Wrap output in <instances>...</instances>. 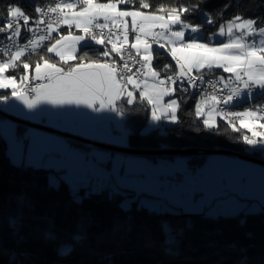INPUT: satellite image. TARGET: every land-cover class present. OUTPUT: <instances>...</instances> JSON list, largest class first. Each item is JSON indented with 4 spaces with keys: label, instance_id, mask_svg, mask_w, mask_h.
<instances>
[{
    "label": "snow or ice",
    "instance_id": "snow-or-ice-1",
    "mask_svg": "<svg viewBox=\"0 0 264 264\" xmlns=\"http://www.w3.org/2000/svg\"><path fill=\"white\" fill-rule=\"evenodd\" d=\"M137 2V10H121L118 7L135 5ZM202 3L203 0L190 4L169 0L168 3L162 2L154 11L146 12L140 9L153 7L150 0H108L107 3L98 0H47L46 3L34 0L33 13L29 14L17 0H9L0 7V34H4L0 36V45H3L0 47V89H11V96L0 94V102L6 103L13 98L30 110L36 109L41 103L75 104L94 112L111 111L123 115L116 102L126 95V103H134L136 98L133 91L128 89L131 85L133 90L139 91L141 102L146 99L151 105L152 121L168 119L176 123L180 103L177 99L165 103L164 97L172 96L177 91L187 92L188 87L197 86V81L204 83L206 76L222 69L230 75L227 78L216 76L215 80L207 81L214 91L201 94L195 105V116L203 118V124L208 129L217 127L216 117L219 116L232 131L246 129L251 133H242L239 137L244 144L264 145V103L253 104L237 112L220 107V104L232 105L234 99L242 96L249 100L264 97V19L245 18L241 13H236L220 22L216 31L207 37V42H202L200 32L204 26L217 25L218 17L223 16V11L215 16L202 11ZM227 7L224 6L225 9ZM190 13L202 15L203 22L194 24L184 18ZM129 17L130 23L126 19ZM62 26L69 29L66 34L60 32ZM73 26L83 35L74 34L71 31ZM22 28L31 34L26 43H18ZM39 32L44 34L37 35ZM54 33L57 35L54 36ZM130 37H133L131 43ZM216 37L227 39H216L213 43ZM5 40L10 45L5 44ZM45 40L50 43L44 45ZM89 40L105 46L99 57L106 59H92L89 52L79 54L78 47L88 48ZM106 44H111V48ZM153 45H158V48ZM44 47L46 54L40 55L39 61L35 63V75L29 77L30 64L22 58ZM160 49H164L175 63L166 62L157 70L153 61L161 57ZM113 53L123 63H118L112 57ZM72 61L78 62L70 63ZM136 64L139 67L133 70ZM18 68L23 69L19 78L14 74L6 75ZM169 70L172 75L161 78V72ZM31 81L41 83L30 87ZM185 81L188 87H184ZM173 84L177 87H171ZM217 84L223 85L220 91L228 90L226 96L216 94ZM232 84L236 86L230 87ZM261 150L264 151V148ZM54 184V181H50V186ZM78 200V194L74 195L73 202ZM26 210H32L31 201L24 197L18 198L16 214L9 217V226L17 236ZM259 212L264 214V205ZM255 213L256 209L249 212ZM234 218H237L241 227H246L247 215L237 213ZM48 225L42 238L47 242H55L59 238L54 232V222L48 221ZM161 232L165 237V251L174 254L172 228L162 225ZM245 236L253 239L254 233L246 232ZM82 240L79 232L70 233L68 240L59 244L58 255H70ZM226 248L239 254L237 264H248L246 247L230 242Z\"/></svg>",
    "mask_w": 264,
    "mask_h": 264
},
{
    "label": "trees",
    "instance_id": "trees-1",
    "mask_svg": "<svg viewBox=\"0 0 264 264\" xmlns=\"http://www.w3.org/2000/svg\"><path fill=\"white\" fill-rule=\"evenodd\" d=\"M8 2L0 0V7ZM17 2L29 14L33 13L34 0ZM162 2L168 3L169 0H150L153 7L140 10L154 11ZM174 2L190 4L197 0ZM225 5H228L226 9ZM120 7L138 9L139 4ZM201 10L214 16L223 11L217 25H205L201 30L202 39L206 40L220 22L236 13L245 18L264 19V0H203ZM184 18L194 24L202 23L204 19L199 13H190ZM89 45L88 48H79V54L89 52L91 58H102L99 53L105 46ZM160 52L161 57L153 61L157 70L166 62L174 64L164 49ZM44 54L45 48L24 59L39 61L40 55ZM221 72L215 70L214 75L218 76ZM0 94H8V91L0 90ZM175 96L180 103L178 122L147 132L141 131L149 119L147 101L141 102L138 96L132 105L122 103L130 147L222 148L264 158L262 150L251 149L250 145L244 144L239 138L242 133L232 131L225 120L218 119L217 127L206 128L203 120L195 116L199 95H185L177 91ZM257 100H264V97L258 96L252 103ZM21 127L18 124V133ZM157 155L160 154H150ZM206 156L203 153L190 154L189 163L192 167L199 166ZM76 194L79 200L74 203L73 196ZM20 197L31 201L32 210L25 211L17 236L9 226V217L15 216ZM122 198V193L107 189L87 191L85 187H80L74 191L64 180L50 186L48 169L12 162L7 153V142L0 137V264H237L239 254L226 248L230 242L247 248L248 264H264V214L259 211L255 214L240 211V214L247 215V225L241 227L235 215L231 214L212 216L194 211L151 210L138 205L136 200L130 207L123 208ZM48 221L54 222V232L59 238L55 242L42 238L43 231L49 227ZM162 225H168L173 230L174 254L165 251ZM74 231L82 235V242L70 255H58L59 244L67 241ZM246 232L254 233V238H246Z\"/></svg>",
    "mask_w": 264,
    "mask_h": 264
},
{
    "label": "crops",
    "instance_id": "crops-1",
    "mask_svg": "<svg viewBox=\"0 0 264 264\" xmlns=\"http://www.w3.org/2000/svg\"><path fill=\"white\" fill-rule=\"evenodd\" d=\"M118 7L121 10L123 9L120 5H118ZM126 19L130 23L131 18L129 17ZM68 30L67 26H62L60 32L66 34ZM71 31H73L74 34L83 35V33L74 26ZM56 35L55 33L54 36ZM131 42H133V37H130L129 43ZM88 43L96 45L94 41L91 40H89ZM106 46L109 45L106 44ZM44 48L46 52V47ZM47 55L52 56L54 54ZM22 59H24V57ZM58 59L57 57L56 60ZM100 59L103 60L106 58L102 57ZM27 61L30 64L28 75L29 77L34 76L35 63L38 60ZM77 62L78 61H72L70 63L74 64ZM173 63L175 62L173 61ZM9 74L17 75V78H19V74H23V69L18 68L15 72L10 70ZM220 75L227 78L230 74L222 71L218 76ZM128 89L133 91V95L136 98L134 100L135 102L139 96L138 90H133L131 85L128 86ZM0 90L8 91L7 95L11 96V89ZM126 99L127 97L125 95L124 98L116 102V106L121 109L123 115L111 111L94 112L92 109L83 105L75 104L52 105L41 103L36 109L30 110L19 100L13 98H10L6 103L0 102V108L15 116L45 126L60 129L82 137L129 147V129L125 122L124 110L121 108L122 103L126 102ZM234 100L232 105L239 106V111H243L245 108L252 105V100L243 96L240 100L239 98ZM201 119L203 120V118ZM218 119H220L219 116L216 117V123ZM165 120L167 121L168 119H163L162 121ZM18 124L22 125L21 129H19V133L17 131ZM0 125L12 131L10 139L13 143V148H10L7 138L3 137L7 142V153L12 162L46 168L49 170V181L52 177L54 182L59 183L61 180H64L74 191L78 190L80 187H85L87 190L92 189V186H96V190L89 191L107 189L110 192L122 193L125 190H130L131 194L135 195V192H137L135 190L140 188L139 193L153 196V202L155 198L158 197H165L167 201L166 195H168V190L171 187L170 182H168L169 178L173 179L177 177V173H196V176L198 173L199 178V176L202 177L204 170L209 169V167L205 168L204 166L205 160L201 165L192 167L188 161H177L174 160L173 157H157L150 156V154L111 150L85 143L57 132L18 123L3 115H0ZM236 127L239 128L238 122L236 123ZM242 130L248 132L246 129ZM250 148L258 149L262 148V146H250ZM232 158L238 157L232 156ZM232 160H235L244 167H249L245 159L244 161L242 159ZM179 169H181L183 173H180L178 171ZM258 172H261V174L264 173L263 171ZM212 173H215L214 170ZM241 184L242 181L238 180L235 189L239 190ZM160 193H163V196H161ZM164 193L166 195H164ZM253 193H258V191L255 189ZM253 193L251 194L254 195Z\"/></svg>",
    "mask_w": 264,
    "mask_h": 264
},
{
    "label": "rangeland",
    "instance_id": "rangeland-1",
    "mask_svg": "<svg viewBox=\"0 0 264 264\" xmlns=\"http://www.w3.org/2000/svg\"><path fill=\"white\" fill-rule=\"evenodd\" d=\"M122 10L137 9L123 8ZM200 36L202 42H207V39H202V32H200ZM216 39L226 41L227 38L216 37L213 40V43H215ZM153 47H158V45H153ZM7 74L9 73H6V75ZM161 78H164V76H161ZM171 87L175 88L174 84L171 85ZM199 96L196 100V103L200 99ZM170 99H177L175 97V93L172 96H165L163 102L166 103ZM149 107V119L142 127V132H147L156 127L163 128L165 124H175L170 120H161L155 122L152 121L151 105H149ZM240 132L251 135V133H248L242 129ZM11 134L12 131H10L9 128L0 125V137L7 138L10 148H13V143L10 139ZM262 148L253 149L261 150ZM262 153L264 156V151ZM189 155L190 154H171L164 155V157H173L174 160L181 162L188 161L189 163ZM158 156L163 155H157V157ZM206 159L204 166L205 168L209 167V169L204 170L202 177L199 176L198 178V173L197 176L196 173H177V177L168 179L171 187L168 190V195L164 193V195L167 196V201L165 200V197H158L155 198V201L153 202V196L139 193L140 188H138L135 190L137 191L135 192V195H132L130 190H125L123 192L121 191L123 194L121 201L122 207L128 208L132 205V202L136 200L138 205H143L151 210L158 211H194L204 212L206 215L212 216L226 214L235 215L240 211L250 212L252 209H256V212H258L261 206L264 205V173L261 174V172L259 173L258 171L264 172V165L247 160L246 163L249 166L247 168L238 164L235 160H232L242 158H232V156L219 153L207 154ZM242 160L244 161V159ZM213 170L215 173H212ZM178 171L183 173L181 169ZM238 180H241L242 184L239 187V190H236L235 188L238 184ZM50 181H54L53 177L50 179ZM57 184L58 182H55L54 185ZM91 188L92 189H87V191L96 190V186H92ZM255 189L258 191V193H253ZM160 194L163 196V193Z\"/></svg>",
    "mask_w": 264,
    "mask_h": 264
},
{
    "label": "water",
    "instance_id": "water-1",
    "mask_svg": "<svg viewBox=\"0 0 264 264\" xmlns=\"http://www.w3.org/2000/svg\"><path fill=\"white\" fill-rule=\"evenodd\" d=\"M0 115H3L9 119H12L18 123L43 128L49 131L57 132L59 134H62L67 137H71L80 141H83L85 143L101 146L107 149L111 150H117V151H125V152H133V153H143V154H160V155H171V154H196V153H203V154H229L232 156H236L238 158H242L245 160L253 161L259 164L264 165V158L255 157L253 155H249L246 153H240L233 150L228 149H222V148H197V147H183V148H155V149H142V148H133V147H124V146H118L114 144H110L104 141L95 140L92 138L82 137L79 135H75L73 133H69L66 131H62L60 129H55L49 126H45L39 123H36L34 121L26 120L23 118H20L18 116H15L2 108H0Z\"/></svg>",
    "mask_w": 264,
    "mask_h": 264
},
{
    "label": "built area",
    "instance_id": "built-area-1",
    "mask_svg": "<svg viewBox=\"0 0 264 264\" xmlns=\"http://www.w3.org/2000/svg\"><path fill=\"white\" fill-rule=\"evenodd\" d=\"M21 24H23V22L21 21ZM30 26H32L31 25V22H30ZM41 27L43 28L44 27V25H41ZM61 29V28H60ZM105 32H107V30H105ZM44 33L43 32H39V33H37V35H43ZM4 34H0V36H3ZM53 35H55V33L53 34ZM30 36H31V34L30 33H27L23 28H22V32H21V37H20V39L18 40V43H26L27 42V38H30ZM115 39V38H114ZM4 43L5 44H9L10 45V42L9 41H7V40H5L4 41ZM48 43H50V41H47V40H45L44 41V45H46V44H48ZM109 45V49L111 48V44H108ZM0 47H3V45H0ZM14 50V49H13ZM133 54H134V50H133ZM113 55V58L118 62V63H123L122 61H120V58H119V56H117L116 54H112ZM126 55H127V53H126ZM136 67H139V64H136V65H133V70H135V68ZM163 73V74H162ZM167 75H172V72H171V70H169V71H167V72H161V76H167ZM215 77H216V75H211V76H206L205 77V82H204V91L203 92H207V93H211V92H213L214 90L208 85V83H207V81L209 80V79H212V80H215ZM141 78H143V77H141ZM37 83H41V81H31V84H30V87L31 86H33V85H35V84H37ZM183 84H184V87H188L187 86V82L185 81V82H183ZM175 85V84H174ZM176 87H177V85H175ZM236 85L235 84H232V85H230V87H235ZM220 89H223V85L222 84H217L216 85V94L218 95V96H226L227 95V89H224L223 91H220ZM254 91H257L256 89H254ZM139 92V91H138ZM183 94H185V95H187V94H190V93H197V95H201L203 92H195V88H192V87H188V91L187 92H183V91H181ZM261 103H264V100H257V101H255V102H253L252 103V105L253 104H261ZM220 107L222 108V109H225V110H230V111H233V112H237V111H239V107H238V109H226V105H224V104H220ZM237 123V122H236ZM249 135V134H248ZM261 146H263V148H264V145H261Z\"/></svg>",
    "mask_w": 264,
    "mask_h": 264
},
{
    "label": "bare ground",
    "instance_id": "bare-ground-1",
    "mask_svg": "<svg viewBox=\"0 0 264 264\" xmlns=\"http://www.w3.org/2000/svg\"><path fill=\"white\" fill-rule=\"evenodd\" d=\"M47 45V44H46ZM43 49V48H41ZM38 49V50H41ZM32 53L26 54V56L30 55ZM197 86L195 87V92H203L204 91V83H201L200 81L196 82ZM190 94H197V93H190ZM226 109H238V106L236 105H226Z\"/></svg>",
    "mask_w": 264,
    "mask_h": 264
}]
</instances>
